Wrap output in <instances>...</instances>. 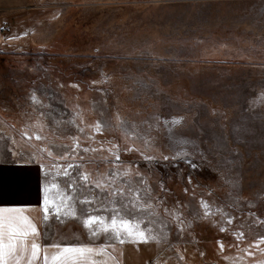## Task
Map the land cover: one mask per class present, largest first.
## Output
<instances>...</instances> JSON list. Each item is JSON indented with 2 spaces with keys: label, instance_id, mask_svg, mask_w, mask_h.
Segmentation results:
<instances>
[{
  "label": "rangeland",
  "instance_id": "1",
  "mask_svg": "<svg viewBox=\"0 0 264 264\" xmlns=\"http://www.w3.org/2000/svg\"><path fill=\"white\" fill-rule=\"evenodd\" d=\"M1 21L0 202L42 204L57 246L264 264V0H0Z\"/></svg>",
  "mask_w": 264,
  "mask_h": 264
},
{
  "label": "crops",
  "instance_id": "2",
  "mask_svg": "<svg viewBox=\"0 0 264 264\" xmlns=\"http://www.w3.org/2000/svg\"><path fill=\"white\" fill-rule=\"evenodd\" d=\"M44 213L40 203L0 202V264H151V259L137 260L133 252L137 247L129 241L47 243ZM143 245L145 249L160 247L151 242ZM166 259L182 264L176 257Z\"/></svg>",
  "mask_w": 264,
  "mask_h": 264
},
{
  "label": "built area",
  "instance_id": "3",
  "mask_svg": "<svg viewBox=\"0 0 264 264\" xmlns=\"http://www.w3.org/2000/svg\"><path fill=\"white\" fill-rule=\"evenodd\" d=\"M9 30V25H7L4 21H1L0 23V33L6 32Z\"/></svg>",
  "mask_w": 264,
  "mask_h": 264
}]
</instances>
